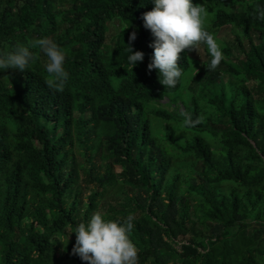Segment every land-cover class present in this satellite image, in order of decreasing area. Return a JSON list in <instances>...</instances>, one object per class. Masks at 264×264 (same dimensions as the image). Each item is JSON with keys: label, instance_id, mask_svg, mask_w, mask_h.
Returning <instances> with one entry per match:
<instances>
[{"label": "trees", "instance_id": "16d2710c", "mask_svg": "<svg viewBox=\"0 0 264 264\" xmlns=\"http://www.w3.org/2000/svg\"><path fill=\"white\" fill-rule=\"evenodd\" d=\"M200 2L213 8L205 28L234 40L220 43L215 70L201 44L199 77L184 76L192 51L182 52L183 75L165 89L147 70L154 37L141 17L153 0H0V54L48 37L69 74L62 92L50 89L32 48L39 58L23 73L0 69V264H84L72 231L95 212L133 215L139 264H264V21L254 18L264 0ZM113 19L122 28L106 55ZM133 31L144 59L131 69ZM164 97L181 110L150 108ZM181 111L204 121L185 127Z\"/></svg>", "mask_w": 264, "mask_h": 264}, {"label": "clouds", "instance_id": "9594fccd", "mask_svg": "<svg viewBox=\"0 0 264 264\" xmlns=\"http://www.w3.org/2000/svg\"><path fill=\"white\" fill-rule=\"evenodd\" d=\"M153 4L152 10L143 13L141 18L143 27L154 37L153 43L149 44L153 51L147 70H157L159 83L165 89L175 88L183 75V70L178 65L180 54L185 50L195 51L201 44L206 46L211 57L208 70H215L224 56L214 35L204 27L209 14L205 4H193L192 0H153ZM254 18L264 21V7L256 6ZM135 39L136 32L133 31L128 45H124L131 69L144 59V53L134 51L131 46ZM30 48L39 49L47 58V86L62 92L69 79L64 68L66 53L48 37L31 41L29 46L18 43L13 51L0 54V69L23 73L30 62L39 58ZM180 116L183 117V125L189 128L204 121L202 115L193 119L192 114L187 111H181ZM133 220L131 214L123 220H112L95 212L87 223H80L73 229L75 243L71 254L78 256L84 264H139L138 249L130 239ZM68 239L69 236L66 244Z\"/></svg>", "mask_w": 264, "mask_h": 264}, {"label": "rangeland", "instance_id": "374dc122", "mask_svg": "<svg viewBox=\"0 0 264 264\" xmlns=\"http://www.w3.org/2000/svg\"><path fill=\"white\" fill-rule=\"evenodd\" d=\"M205 4V7L208 9V16L205 19V24L204 27H207L210 25L211 20L209 19L212 12H213V8L211 7L210 4L205 3V2H200L199 4ZM232 11H236L238 12L239 10L236 7L232 8ZM210 20V21H209ZM107 32H106V40L104 41V44L102 46V52L106 55H111L112 50L114 48L115 45V41H116V34L119 32V30L122 28V23L119 19H113L111 22L107 23ZM235 33L239 34V31H235ZM215 39L217 40V43L220 45V43L224 42V43H229L232 42L234 40V36L231 34V31L229 28H224L221 29L215 36ZM189 61H190V66L189 69L187 70V72L184 74L188 75V72L191 70V78L192 77H199L201 76L202 72L205 69V65L207 63V57L205 55L204 49L201 45H199L195 51H192L189 54ZM183 76V77H184ZM193 82V83H192ZM200 82V81H199ZM201 83V82H200ZM194 85V81L193 79H188L185 82L184 85V92L186 90H189L191 87H193ZM194 88V87H193ZM184 100H187L189 97L185 96L183 97ZM150 108H159V109H163L166 110L170 113H175V111H180L181 110V103L179 100H177L175 103H171L169 101V99L167 97H164L162 99L156 100L152 103H150ZM34 144H37V140L34 139L32 141ZM107 161L105 162H100L99 165V174H103L104 171H106L105 166ZM121 171V168L119 166H114L112 169V172H114L115 174H118ZM82 175L80 177V182H79V186L80 189L83 191V193H88L89 192V188L88 186L81 180ZM106 202H113L112 201V197H110L109 199H107ZM106 209V205H104L100 211H105ZM71 238V237H70ZM177 241H180V238L177 237ZM261 247V246H260ZM59 257V256H58Z\"/></svg>", "mask_w": 264, "mask_h": 264}]
</instances>
